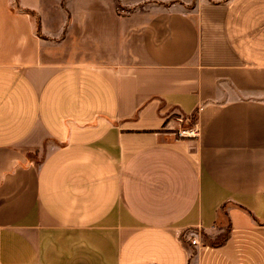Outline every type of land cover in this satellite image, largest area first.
Segmentation results:
<instances>
[{"label":"crops","instance_id":"0c3cea01","mask_svg":"<svg viewBox=\"0 0 264 264\" xmlns=\"http://www.w3.org/2000/svg\"><path fill=\"white\" fill-rule=\"evenodd\" d=\"M0 264H264V0H0Z\"/></svg>","mask_w":264,"mask_h":264},{"label":"rangeland","instance_id":"374dc122","mask_svg":"<svg viewBox=\"0 0 264 264\" xmlns=\"http://www.w3.org/2000/svg\"><path fill=\"white\" fill-rule=\"evenodd\" d=\"M172 113L174 114L173 118L176 119L177 122L180 123L179 125L178 124L175 125L174 128H173L175 133H178L179 129L186 128V127H188L190 125V122H191L190 117H189V119H188V117L187 118H184V117L182 118L181 115H179L177 110H174ZM224 233H225L224 229L219 230L218 233L215 236L208 235V234L204 233L203 238H202V240H203L202 242H210V241L219 240L220 238H222Z\"/></svg>","mask_w":264,"mask_h":264},{"label":"built area","instance_id":"2783aa9c","mask_svg":"<svg viewBox=\"0 0 264 264\" xmlns=\"http://www.w3.org/2000/svg\"><path fill=\"white\" fill-rule=\"evenodd\" d=\"M195 133H196L195 128L192 127V126H188L186 128L179 129L177 134L178 135H180V134H184V135H194ZM190 242L193 243V244L194 243H197V241L194 238H191L190 239Z\"/></svg>","mask_w":264,"mask_h":264},{"label":"trees","instance_id":"16d2710c","mask_svg":"<svg viewBox=\"0 0 264 264\" xmlns=\"http://www.w3.org/2000/svg\"><path fill=\"white\" fill-rule=\"evenodd\" d=\"M119 7H120V5H119ZM179 113V115H181V117L183 118H187L188 117V119H189V117H190V119H191V122H190V124H192L193 123V121H194V117H195V114H194V112H192V113H190L189 115H186V114H184V113H182V112H178ZM174 115V114H173ZM190 231H194V229L193 228H191L190 229ZM223 236H225V235H223ZM223 236H222V238H223ZM203 237V236H202ZM220 240V239H219ZM210 241V243H218V242H220V241ZM209 243V242H208Z\"/></svg>","mask_w":264,"mask_h":264}]
</instances>
